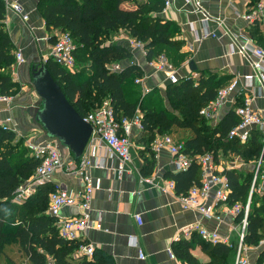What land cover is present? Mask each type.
<instances>
[{
  "label": "trees",
  "instance_id": "trees-1",
  "mask_svg": "<svg viewBox=\"0 0 264 264\" xmlns=\"http://www.w3.org/2000/svg\"><path fill=\"white\" fill-rule=\"evenodd\" d=\"M124 1L131 2L132 6H122ZM38 8L45 29L53 33L49 35L50 43L56 41L58 32H68L76 45L73 69L51 59L46 61V66L82 117L108 99L117 119H130L140 111L143 134L149 142L157 133L170 134L173 128L188 129L191 132L189 137L175 140L183 142L184 152L193 157L209 152L217 161L219 150H229L245 161L259 158L263 139L259 129L251 130L245 142L227 138L229 130L239 121L235 111L230 110L214 128L200 114V110L215 99L218 88L227 84L229 77L225 74L195 69L199 72L196 80L186 76L177 83L168 84L165 96L170 111L157 88L143 92L135 83V79L143 75L138 65L131 64L117 72L107 69L106 64L118 63L131 56L123 45L105 42V31L116 29L126 30L132 38L144 44L148 61L164 55L176 69L186 61L188 53L182 49L184 40L179 37V25L161 16L163 0H39ZM5 18L6 2L0 0V93L13 97L20 85L12 76L16 47L6 29ZM259 43L264 46V41ZM89 88H93L101 100L94 108L96 102L87 98ZM23 142L24 137L13 130L0 129V264H4L9 239L17 240L19 250L29 264H48L49 261L55 264H99L95 252L91 259L85 255L73 257V252L84 241L63 239L58 234L56 219L47 213L49 195L55 190L52 185L38 186L20 203L12 200L15 190L34 174L39 164V159L28 152ZM198 171V164L193 162L187 170L170 174L178 194H184L199 184ZM253 172L254 169L247 172L223 170L229 179V205L246 204ZM251 193L243 243L257 246L264 239V188L260 193L255 189ZM242 213L236 216V222L241 220ZM194 246L208 256L207 262L200 263L191 253ZM173 250L187 264H231L234 255V249L226 243L211 244L197 233L189 240L181 239ZM261 259L264 261V248L256 262L261 263Z\"/></svg>",
  "mask_w": 264,
  "mask_h": 264
},
{
  "label": "crops",
  "instance_id": "crops-1",
  "mask_svg": "<svg viewBox=\"0 0 264 264\" xmlns=\"http://www.w3.org/2000/svg\"><path fill=\"white\" fill-rule=\"evenodd\" d=\"M6 1L20 3L23 13L27 15V19H23L21 14L6 4L4 23L14 42L16 52H21L24 58L21 63L15 62L12 76L14 81L25 86L28 83V61H34L36 58L47 61L53 45L49 42V35L53 33L45 29L44 19L38 8L39 0ZM201 1L213 18L221 19L224 23V27L217 25L213 20L204 24L214 36H200L196 39L197 33L199 35L202 32L204 25L200 23L198 14L192 13V7L183 0H171V5L161 11L164 19L172 20L179 25L181 30L179 37L184 40L182 49L188 53L186 61L177 68L179 79L191 76L196 80L199 75L196 70H208L228 76L227 83L236 81L234 91L220 105L216 115L209 119L205 118L206 123L212 128L217 127L230 110L236 111L246 99H249L252 109L264 114L263 90L256 80L244 79L246 74L251 73V66L246 58L229 53L231 40L230 36L224 33V30H227L234 35H244L252 38L256 44L262 45L259 42L264 41L263 24L249 23L242 17L256 0ZM131 4L129 1H124L121 5L129 7L132 6ZM190 24L196 28V34L191 30ZM123 46L129 47L128 42ZM129 51L131 56L118 61L120 69L117 71L131 64L138 65L143 71L137 83L141 90L147 92L157 88L164 98L166 107L171 111L165 96L166 86L171 82L149 63L143 49L129 47ZM193 66L196 70L192 69ZM24 86L19 93L11 97L10 103L0 102V119L11 115L14 132L26 138L30 137L31 134H28L30 131L39 129L33 120L31 123L28 122L25 115L32 109L33 119L40 98L31 85ZM175 113L178 114L177 111ZM136 115L141 120L139 110ZM31 127L38 129L32 130ZM254 130L258 131L257 128L252 129ZM166 135L174 139L186 138L191 132L188 129L173 128L170 134L157 133L153 141L149 142L143 134V128L138 129L134 126L130 136V161L120 178L116 175L115 158L108 155L105 149H97L92 156L89 149H85V156L91 160L86 172L93 179H100V186L94 191L91 201L90 217L92 223H100L102 229L89 228L75 240L92 243L94 257L98 259L99 264H187L174 254L173 249L181 239L189 240L195 234L193 232L186 237L181 233L184 225L193 222H201L208 229H215L221 235L228 234L230 239L233 237L238 222L232 215L222 212L221 221L218 222L202 217L197 211L182 208L175 184L172 188L168 185L174 180L170 174L177 173L173 170L172 155L166 148H162L159 152H155L152 148L155 140ZM42 140H44L43 133L36 141ZM60 151L64 166L50 175L44 183L52 185L54 189L60 188L80 194L83 184L73 172L72 166L68 165L76 161L67 148L60 145ZM222 155H226V163L222 160ZM258 159L245 161L235 152L219 150L216 163L220 170L236 169L247 172L254 169ZM198 173L200 174V171ZM77 213L74 207H64L61 211L62 216H75ZM137 214L141 217L140 223L135 218ZM138 249L143 250L145 258L141 259L138 256ZM190 251L200 263L209 260L198 246H194ZM81 256L83 254L78 249L73 252V257ZM249 260L250 264H255L253 259L249 258ZM48 264L55 263L49 261Z\"/></svg>",
  "mask_w": 264,
  "mask_h": 264
},
{
  "label": "built area",
  "instance_id": "built-area-1",
  "mask_svg": "<svg viewBox=\"0 0 264 264\" xmlns=\"http://www.w3.org/2000/svg\"><path fill=\"white\" fill-rule=\"evenodd\" d=\"M183 2L192 7V13L199 16L200 23L207 24L213 20L217 25L224 27L221 19L213 18L206 10L201 0H183ZM6 4L15 12L22 15L23 19H27V15L23 13L22 6L17 1L7 2ZM171 5V0H163V8L167 9ZM242 17L249 23L256 21L263 24L264 31V0H257L253 6L245 12ZM190 28L194 34L197 33L193 24ZM225 34L230 36L229 53L238 54L249 62L251 73L246 74L244 79L247 81L256 80L264 93V46L256 44L254 40L247 36H238L224 30ZM214 36L208 27H203L201 33H197L196 39L199 37ZM130 48L143 49V44L136 39L128 41ZM75 50L76 45L71 40L68 32H58L57 39L53 43L49 58L57 64L68 69L75 67ZM144 50V49H143ZM145 52V51H144ZM47 58V59H49ZM24 58L21 52L15 53V62H23ZM158 72L163 73L171 83H177L179 77L176 68L166 59L164 55H159L156 59L149 62ZM110 71L120 69L118 63L106 64ZM140 79L136 78L135 83H139ZM236 81H231L226 85L218 88L215 99L207 106L200 110V114L204 118L209 119L216 115L217 109L224 103L227 96L234 91ZM11 97L4 96L0 93V102L10 103ZM236 115L239 118L237 124L227 133L228 139H237L245 142L249 139L253 128L259 129L263 134L262 152L254 167V174L250 185V194L255 189L258 193L264 188V174L260 167L264 161V114L252 109L249 105V99L236 108ZM83 119L92 126V133L89 137L85 149H89L90 156L99 149H105L106 153L116 160L115 171L118 178L126 171V164L130 161V136L133 127L142 129V123L138 115L128 119L122 117L117 119L114 110L108 99H104L100 105L94 110L87 113ZM13 118L8 115L4 119H0V129H10L14 131ZM31 155L39 159L34 174L20 185L14 192L12 200L16 203L22 202L25 198L33 194L37 187L42 185L50 175L55 173L64 166V160L60 151V144L54 139L42 141H29L26 144ZM152 148L155 152H159L162 148H166L172 155V163L174 172L185 171L189 166L196 162L200 170L199 184L190 187L186 193L178 194L179 202L183 209L197 211L202 217L221 221L222 212L232 215L234 218L242 213V218L238 222L235 229L236 243L230 239L228 234L221 235L215 229H208L201 222H193L184 225L181 233L188 237L193 232L197 233L201 239L211 244L226 243L232 247L235 252L234 264H250L248 247L243 243L246 233V217L248 213V202L242 206L240 203L229 205L230 185L228 177L219 169L212 153L205 152L199 156H191L184 152L183 142L175 140L172 136L166 135L153 142ZM84 149V151H85ZM84 151L76 163H70L73 172L83 184L80 194L57 188L49 195L47 213L56 219L55 225L58 234L67 240H75L86 232L89 228L102 229L100 223H92L90 217L91 201L94 191L100 186V179H93L86 168L91 165V160L85 156ZM72 162V161H71ZM257 182V184H256ZM169 187L174 186V181L168 183ZM256 185V186H255ZM250 197V196H249ZM64 207H74L78 213L75 216H62L61 211ZM136 220L140 223V215H135ZM232 231V230H231ZM264 244L261 239L259 245ZM261 247V246H258ZM78 251L86 257H92L94 247L92 243L84 241L80 245ZM138 256L143 259L145 254L142 249H138ZM256 264V263H255Z\"/></svg>",
  "mask_w": 264,
  "mask_h": 264
},
{
  "label": "water",
  "instance_id": "water-1",
  "mask_svg": "<svg viewBox=\"0 0 264 264\" xmlns=\"http://www.w3.org/2000/svg\"><path fill=\"white\" fill-rule=\"evenodd\" d=\"M28 69L27 82L40 98L33 122L42 131L44 140L54 139L67 148L74 159L80 158L92 133L91 124L67 100L45 61L37 58L28 61Z\"/></svg>",
  "mask_w": 264,
  "mask_h": 264
},
{
  "label": "rangeland",
  "instance_id": "rangeland-1",
  "mask_svg": "<svg viewBox=\"0 0 264 264\" xmlns=\"http://www.w3.org/2000/svg\"><path fill=\"white\" fill-rule=\"evenodd\" d=\"M130 39H134V38H132L130 36V34L126 30H124V29L107 30V31H105V34H104V40H105V42L106 43H110V44L126 45V43ZM143 46H144V44H143ZM124 47H126L127 49H129V47H127V46H124ZM143 49H144V51L146 50L144 47H143ZM14 65H16V64H14ZM176 70L178 71V69H176ZM18 84L20 85V87L18 89V93H19L22 90V87L24 85H22L20 83H18ZM25 86H30V85L27 83ZM89 90L91 92L90 91L88 92L87 98H90L94 102H96V104H94V106L92 107V108H94L97 104H99V102L101 100H99V98L95 95V91H94L93 88H89ZM31 111H32V109H30V111H28L26 113V115H25V118L30 123L32 121ZM35 128H36V130L38 129L37 127H35ZM35 128L33 127L32 130L35 129ZM16 134L18 136H20L19 133H16ZM28 134H31L30 137H26L25 138L23 136L24 137V142L22 143V145H24V146H26V144L29 141H34L35 142L42 135V133H41V131L39 129L37 131H35V130L30 131V133H28ZM27 150L29 152V149L28 148H27ZM221 158L224 161V163H226V155L225 156L222 155ZM263 169H264V166L260 167V170H262L261 171L262 173H263ZM249 196H248L247 202H248V200H249V202L251 200V195H249ZM248 207H249V204H248ZM231 240H233V243L234 244L236 243L235 233H234L233 237L231 238ZM6 245H7V247H6L7 254H6V257L3 259L4 264H29L27 262L26 258L24 257V255L22 254V252L19 250V246H18L17 240H15V239H9L7 241V244ZM245 245L248 247V252H246V253L249 256V258L250 259H253L254 263H256V264H264V261H262V259L259 260V261H261V263L256 262L260 250L264 248V244L263 245H259L258 244L257 246L256 245H249V244H245ZM258 246H261V247H258ZM232 254H233V252H232ZM234 258H235V252H234V255L231 256V260H230L231 261V264H232Z\"/></svg>",
  "mask_w": 264,
  "mask_h": 264
}]
</instances>
